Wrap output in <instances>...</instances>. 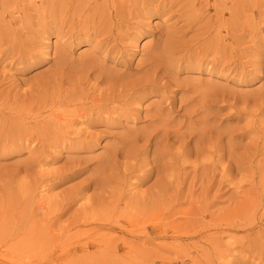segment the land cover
<instances>
[{"label":"rangeland","instance_id":"obj_1","mask_svg":"<svg viewBox=\"0 0 264 264\" xmlns=\"http://www.w3.org/2000/svg\"><path fill=\"white\" fill-rule=\"evenodd\" d=\"M0 264H264V0H0Z\"/></svg>","mask_w":264,"mask_h":264},{"label":"bare ground","instance_id":"obj_2","mask_svg":"<svg viewBox=\"0 0 264 264\" xmlns=\"http://www.w3.org/2000/svg\"><path fill=\"white\" fill-rule=\"evenodd\" d=\"M189 1H190L191 5L193 6L196 0H189ZM222 3H223V0H216V8L218 10H219V7L222 5ZM145 17H146V15H145ZM163 21H165V19ZM46 40H47L46 41V45H47L46 47L49 48L50 45L48 43V39H46ZM113 110H114V108H113ZM166 142H167V140L163 139L160 143H157V144L153 145L154 146V150H153L152 154L154 156V162L155 163L160 161V160H162L165 157V152L162 150V147H160V146L162 145L163 147H165ZM198 148H199L198 146L193 147V150L195 151V153H197L199 151ZM133 152H136V151L132 147V149L128 153L134 156ZM163 170H164L163 166H156V167L154 166L153 169H151L148 172V175H149V177H151L153 174H155V177L157 178L155 182L160 184L161 181H160L158 175ZM174 203H175V201H174ZM138 220H141V219H138ZM162 220H163V213H158L156 215L154 214L153 217L149 218L150 225H154V228L155 227L157 228L156 231L159 232V236H162L164 234V232H165L163 229L159 228V225H161L160 223L162 222ZM128 221H129L128 223L130 225L134 224L133 227H140V224H139V223H141L140 221H136L134 219H131V220H128ZM52 239H53L52 235L50 233H46V235L44 237V241H46V242H44L43 245L46 246L47 248H49L50 244H52L51 243ZM43 250H46V248L43 247Z\"/></svg>","mask_w":264,"mask_h":264}]
</instances>
